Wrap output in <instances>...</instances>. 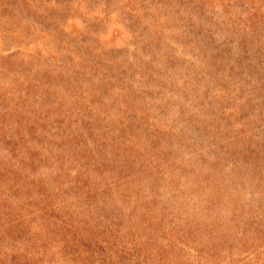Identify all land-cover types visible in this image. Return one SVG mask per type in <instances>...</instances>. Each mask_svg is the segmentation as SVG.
Returning <instances> with one entry per match:
<instances>
[{
    "label": "rangeland",
    "instance_id": "obj_1",
    "mask_svg": "<svg viewBox=\"0 0 264 264\" xmlns=\"http://www.w3.org/2000/svg\"><path fill=\"white\" fill-rule=\"evenodd\" d=\"M0 264H264V0H0Z\"/></svg>",
    "mask_w": 264,
    "mask_h": 264
}]
</instances>
